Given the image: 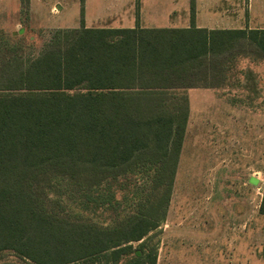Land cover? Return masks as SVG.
I'll return each mask as SVG.
<instances>
[{"label":"trees","instance_id":"1","mask_svg":"<svg viewBox=\"0 0 264 264\" xmlns=\"http://www.w3.org/2000/svg\"><path fill=\"white\" fill-rule=\"evenodd\" d=\"M3 36V44L11 38ZM53 39L27 64L10 59L0 70V254L29 264H156L159 242H147L168 212L187 89L217 80L238 53L264 57V30L81 22ZM145 163L169 174L154 215L143 214L150 199L111 228L59 218L57 181L85 186L75 190L77 204L94 210L114 198L111 182ZM125 197L108 207L120 208Z\"/></svg>","mask_w":264,"mask_h":264},{"label":"crops","instance_id":"2","mask_svg":"<svg viewBox=\"0 0 264 264\" xmlns=\"http://www.w3.org/2000/svg\"><path fill=\"white\" fill-rule=\"evenodd\" d=\"M50 1L55 11L60 9L57 5L58 0ZM2 2L3 0H0V8ZM101 8L88 18L86 13L83 14L85 7L84 9L82 7L80 23L85 24L86 28L132 29L188 28L192 22L196 28L208 31L264 30V0H109ZM235 58L232 66L229 64L228 67L223 66L217 80H211L209 77L201 87L187 89L188 115L177 167L184 152L189 124H192L195 139L187 148V159L195 158L197 151L195 145L200 144L204 148L203 153L218 155L225 164L230 165L222 176L228 177L222 181L223 184L233 183L238 187H244L246 191L255 190L257 193L260 186H264L263 180L258 176L261 174L264 179V163H259L256 132L259 121H264V57L238 53ZM242 129L246 131L243 133ZM216 131L219 137L221 134L223 136V140H219L217 144V152L213 148L214 145L207 147L206 140L208 135L212 132V135H215ZM232 136L240 139L245 146L243 147L241 141L235 140ZM262 155L264 156V148ZM240 192L235 189L221 195L219 200L234 203L230 205L231 208L225 207L223 224L218 222L221 216L219 220L211 218L210 222L213 221L214 224L209 222L210 224L204 225L203 230L208 233L201 237L196 236L197 229L193 225L195 219L187 220L186 223L179 215L178 218H173L169 208L166 219L159 229L164 226L165 234V228L175 224L172 227L182 231L176 234L178 235L176 241L186 239L195 245L202 242V238L204 243L209 244L206 249L208 252L203 254L198 251L192 252L194 256L196 253L199 254L194 258L198 264H264L263 257L256 253L260 248L257 246L258 241L253 243L251 240L253 233L254 235L257 233V224H253V220L248 225L240 222L243 212L238 204L244 195ZM209 198L208 196L204 199ZM231 218L234 219L233 226L237 228L236 230L232 225L226 224ZM220 224L229 228L227 230L229 239L225 237L221 242L218 239V234L223 230L221 226L219 227ZM162 240L158 244L156 264H170L167 262V256L172 244L165 247ZM195 247L198 245L193 246V249ZM195 263L186 258L180 264Z\"/></svg>","mask_w":264,"mask_h":264},{"label":"rangeland","instance_id":"3","mask_svg":"<svg viewBox=\"0 0 264 264\" xmlns=\"http://www.w3.org/2000/svg\"><path fill=\"white\" fill-rule=\"evenodd\" d=\"M51 2L50 0H31V2L27 0H3L2 8H0V38L4 37L3 34L6 35L5 38H11L9 40H4V44L0 40V70L4 67L5 62L10 59H14L16 62L21 61L23 65L27 64L52 44L51 42H53V38L58 31L80 27V11L82 7L83 9L85 7L83 14L86 13L89 18L91 15H94L96 11L104 9L101 8V6L106 5L109 0H58L57 5L60 9L56 11L50 5ZM193 130V125L189 124L184 144V152L177 167L170 198V214H173V218L177 217V215L181 216L184 222L195 219L196 222L193 225L194 228L197 229L196 236L201 237L208 233V231L204 232L203 226L210 223L214 224L213 221L210 222L211 218L219 220L225 213V207L231 208L230 205L234 203L228 200H219L221 195L225 193L228 194V192L235 191V189L238 191L240 190V193L244 194L242 195L240 204H238L243 212L240 222H242L243 225H248L251 220H253V224H257V233L255 235L253 233L251 240L253 243L258 241L259 245L257 244V246L260 248L256 253L263 257L264 262V186H260L257 193H255V190L252 192L250 190L246 191L244 187H238V185H234L233 183L223 184L222 181H225L228 177L224 176V178H222V176L230 165L225 164L218 155L203 153L204 151H202V149L204 148L200 144L195 145V150H197L195 152V158L188 160V156H186L187 148L193 144L195 139ZM245 131V129H242L243 133ZM256 132L259 148V163L263 164L264 121H259ZM212 133L206 138L207 147L214 145L213 148L217 152V144L219 140H223V136L221 134L219 137L217 131L215 135H212ZM237 140L241 141L240 139ZM240 144H242L243 147L245 146L242 141ZM220 149H222V147H220ZM132 168L135 169L127 172L126 175L118 176L115 179L117 181L111 182L109 186L114 196L112 200L115 201L118 197L126 196L122 199L123 201L121 202L120 208L118 206L111 209L108 206H110L112 200L105 204L106 200L105 197H103L104 199L101 201L98 200L97 203L93 205L91 209L94 210L83 211L77 204L78 197L75 190L85 189V186L82 185L78 187L68 184L63 180L57 181L59 185H62L60 187L62 191L57 189L58 193L61 192L57 194V199L60 201L59 206L63 208L60 209V207L54 206V209L59 213V218L71 223H88L100 229L111 228L113 226H119L120 223L127 221L133 216H138L140 214L139 209L141 205H143V207L147 206V204L150 203H148L150 199L151 207L147 209L144 208V210H146L145 212L143 211V214L148 216L154 215V210L156 211L154 196H160L166 191L165 181L169 174L160 168L151 167L146 163L139 164ZM146 168L148 169L146 170ZM258 176L264 182L261 174H258ZM159 182L160 185H158ZM131 183H134V185L129 186ZM44 184L45 183H41L40 185L37 184L34 189L37 190L38 186L42 187ZM124 185L127 187L122 189ZM252 185H254V183H252ZM48 196H50V194H48ZM208 196L210 197L209 199H204L208 198ZM68 213H70V215ZM223 220L224 218L222 217L218 222L223 224ZM221 224L219 227L221 226L223 230H221L219 234L217 233L220 242L223 238L228 237L227 230L229 229L226 225L224 226ZM226 224L232 225L235 230L237 229L233 226V224H235L233 218ZM172 225L175 224L168 225L169 227H167V229L165 228V234L163 231L164 226L151 233L147 244L153 245L157 240L160 243L163 239V246L166 247L172 244L167 256L168 263L180 264L181 261L188 258L191 262H196L195 264H198L197 259L194 258L199 254L196 253L194 256L193 251H198L202 254L208 252L209 250L206 251V249L209 244L204 243L201 238L202 242L195 244L198 245V247L193 249L195 245L190 244L186 239L176 241L175 239L178 236L176 234L182 231L174 229ZM165 247H163L162 253H164ZM4 262L29 264L19 260L11 252H3L0 254V263ZM89 264L103 263L100 260L92 263L90 262Z\"/></svg>","mask_w":264,"mask_h":264}]
</instances>
